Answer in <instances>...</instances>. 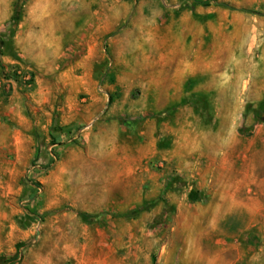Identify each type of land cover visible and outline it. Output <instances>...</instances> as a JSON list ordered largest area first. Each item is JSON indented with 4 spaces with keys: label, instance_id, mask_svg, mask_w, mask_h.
<instances>
[{
    "label": "rangeland",
    "instance_id": "374dc122",
    "mask_svg": "<svg viewBox=\"0 0 264 264\" xmlns=\"http://www.w3.org/2000/svg\"><path fill=\"white\" fill-rule=\"evenodd\" d=\"M189 12L216 29V85L170 99L132 56ZM0 54V264H264V100L222 84L264 79V0H0ZM231 125L248 212L219 235L241 252L215 255L191 175Z\"/></svg>",
    "mask_w": 264,
    "mask_h": 264
},
{
    "label": "crops",
    "instance_id": "0c3cea01",
    "mask_svg": "<svg viewBox=\"0 0 264 264\" xmlns=\"http://www.w3.org/2000/svg\"><path fill=\"white\" fill-rule=\"evenodd\" d=\"M203 16L211 14L210 11L203 13ZM175 30L167 29L166 33L158 40L155 37H148L146 44L149 49L135 50L132 56L137 67L155 68L159 67L167 70L165 77L161 70L158 80L154 84L165 85L166 98H174L180 93V98H184L183 90L199 89V80L205 83L203 89L215 88L217 77V56H216V29L213 22L206 19L204 22H197L193 13H185L178 19ZM258 31V30H257ZM139 48V46H138ZM55 59L64 58L58 44L53 49ZM84 58H83V57ZM79 64L86 58V53L79 54ZM83 58V59H82ZM72 61L70 63H75ZM1 63L4 67L17 64L18 60L13 57L2 56ZM130 66V65H129ZM197 81V82H196ZM5 82V81H4ZM222 84L227 94L224 98L232 100H264V79L247 78L239 84V89L232 88L230 78L223 76ZM179 90L173 91L172 90ZM193 92V91H191ZM237 111L229 114H236ZM214 127L211 126V129ZM259 128L257 133L259 132ZM217 131H219L217 129ZM237 129L231 125L223 134L217 135V141H205L206 159L193 162L192 181L194 182L197 195L205 194L208 197L207 219L208 228L214 232V244L216 246L215 255H220L227 249L241 252L239 242L228 243L226 239L219 238L221 230L229 224L231 216L237 213H247L248 206L241 200L242 191L249 189L248 174L241 169L234 171L231 159V149L237 145L234 141V133ZM255 141L250 143L249 148ZM151 143L147 146L148 150ZM156 145V143H155ZM145 144L136 147L134 162L136 165L150 162L151 156L144 153ZM245 148V150H247ZM201 152H199L200 154ZM204 153V152H202ZM246 151L238 157V162L245 163ZM253 176V174H252ZM204 219H197L198 226H203ZM199 240V239H198Z\"/></svg>",
    "mask_w": 264,
    "mask_h": 264
},
{
    "label": "trees",
    "instance_id": "16d2710c",
    "mask_svg": "<svg viewBox=\"0 0 264 264\" xmlns=\"http://www.w3.org/2000/svg\"><path fill=\"white\" fill-rule=\"evenodd\" d=\"M0 55H1V54H0ZM0 69H1L2 75H3L5 78H9V76H8L7 74H5V72H4L5 67H4V65L1 63V61H0Z\"/></svg>",
    "mask_w": 264,
    "mask_h": 264
}]
</instances>
